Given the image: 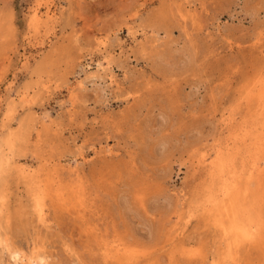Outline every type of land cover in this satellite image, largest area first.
Instances as JSON below:
<instances>
[{"label":"rangeland","instance_id":"1","mask_svg":"<svg viewBox=\"0 0 264 264\" xmlns=\"http://www.w3.org/2000/svg\"><path fill=\"white\" fill-rule=\"evenodd\" d=\"M263 82L264 0H0V264H264Z\"/></svg>","mask_w":264,"mask_h":264},{"label":"bare ground","instance_id":"2","mask_svg":"<svg viewBox=\"0 0 264 264\" xmlns=\"http://www.w3.org/2000/svg\"><path fill=\"white\" fill-rule=\"evenodd\" d=\"M264 83V82H263ZM264 93V92H263ZM262 97H264V96H262ZM261 99V98H260ZM262 102V101H261ZM264 103V102H263ZM213 182V181H212ZM234 186V185H233ZM251 230V229H250ZM246 231H247V229H246ZM244 233V232H243ZM251 234V233H250ZM44 257H46V256H44ZM48 258V257H47ZM44 260L43 258H40V260ZM19 261H20V254L19 253H17V252H11V255H10V262H11V264H20L19 263ZM45 262H46V260H44ZM48 261V260H47ZM40 262H42V261H40Z\"/></svg>","mask_w":264,"mask_h":264}]
</instances>
